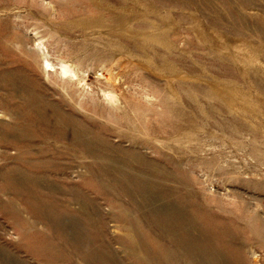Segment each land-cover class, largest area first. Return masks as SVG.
Segmentation results:
<instances>
[{
  "label": "rangeland",
  "instance_id": "rangeland-1",
  "mask_svg": "<svg viewBox=\"0 0 264 264\" xmlns=\"http://www.w3.org/2000/svg\"><path fill=\"white\" fill-rule=\"evenodd\" d=\"M0 264H264V0H0Z\"/></svg>",
  "mask_w": 264,
  "mask_h": 264
},
{
  "label": "bare ground",
  "instance_id": "bare-ground-1",
  "mask_svg": "<svg viewBox=\"0 0 264 264\" xmlns=\"http://www.w3.org/2000/svg\"><path fill=\"white\" fill-rule=\"evenodd\" d=\"M33 113H34V112H33ZM30 121H31V120H30ZM55 121H56V120H55ZM37 122H38V121H37ZM49 122H50V121H49ZM57 122H58V121H57ZM56 124H57V123H56ZM33 127H34V126H33ZM33 127H32V128H33ZM27 130H28V129H27ZM32 136H33V135H32ZM32 136H31V137H32Z\"/></svg>",
  "mask_w": 264,
  "mask_h": 264
}]
</instances>
